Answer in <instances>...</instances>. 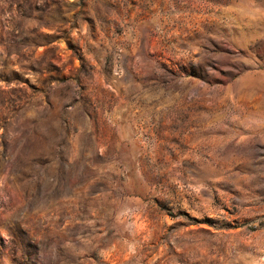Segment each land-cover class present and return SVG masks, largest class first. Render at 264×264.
I'll return each instance as SVG.
<instances>
[{
    "label": "rangeland",
    "instance_id": "rangeland-1",
    "mask_svg": "<svg viewBox=\"0 0 264 264\" xmlns=\"http://www.w3.org/2000/svg\"><path fill=\"white\" fill-rule=\"evenodd\" d=\"M0 264H264V0H0Z\"/></svg>",
    "mask_w": 264,
    "mask_h": 264
}]
</instances>
